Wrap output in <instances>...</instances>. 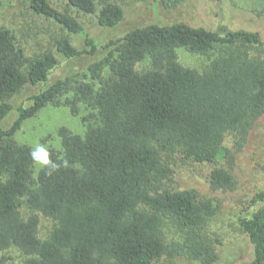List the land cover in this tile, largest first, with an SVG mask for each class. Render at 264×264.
Wrapping results in <instances>:
<instances>
[{
    "label": "trees",
    "instance_id": "16d2710c",
    "mask_svg": "<svg viewBox=\"0 0 264 264\" xmlns=\"http://www.w3.org/2000/svg\"><path fill=\"white\" fill-rule=\"evenodd\" d=\"M27 1L67 36L28 61L15 34L0 27V255L16 248L26 257L23 264H153L166 253L167 219L183 233L176 245L181 252L214 264L202 231L217 207L196 190L179 189L175 168L231 164L227 135L245 142L263 118L264 31L179 21L147 24L98 43L52 0ZM67 4L95 15L102 28L125 20L118 4ZM179 49L205 57L208 67L184 66ZM79 59H89L86 72L53 80L62 60ZM147 60L150 69L139 71ZM37 88L18 104L25 90ZM50 105L67 107L73 116L82 105L88 111L83 135L58 130L62 150L50 148L49 155L62 166L51 175L44 167L35 172L32 148L16 140L25 122ZM210 180L213 191L235 186L225 168H214ZM41 215L55 224L46 239L39 236ZM240 226L253 250L248 264H264V191L251 199Z\"/></svg>",
    "mask_w": 264,
    "mask_h": 264
},
{
    "label": "rangeland",
    "instance_id": "374dc122",
    "mask_svg": "<svg viewBox=\"0 0 264 264\" xmlns=\"http://www.w3.org/2000/svg\"><path fill=\"white\" fill-rule=\"evenodd\" d=\"M105 1L120 5L125 11V20L114 29L100 27L95 15L82 14L72 9L67 0H52V3L73 14L98 43L120 38L129 31L147 24L166 25L179 21L205 26L210 30L225 25L232 30L244 28L250 31H264V0H180L177 5L165 4L161 0H99L98 9ZM0 27L8 28L15 34L28 61L53 51L55 40L67 36L58 24L34 13L27 0H0ZM72 40L82 48L83 44L79 38L72 37ZM178 56L181 64L200 71L206 69L209 64L205 57L194 55L185 49H179ZM88 60H62L52 76L53 80L86 72ZM150 67L151 64L147 60L140 63L137 69L143 72ZM37 91L38 88L25 90L18 104ZM87 114V108L83 105L79 116H73L64 106H47L36 117L25 122L17 133L16 140L31 148L36 144H43L48 149L61 151L58 130L67 127L71 132L83 135L86 130L83 118ZM12 120L13 118L9 119L6 124ZM225 146L234 155L231 164L225 160L219 161L217 165L179 164L175 168L174 179L179 189L196 190L203 197L212 200L217 207L216 214L208 220L202 231L203 240L217 257L214 264H248L253 259V250L240 226V220L251 199L258 192L264 191V116L245 142L238 140L234 134H229ZM41 167L36 164L35 172ZM216 167L225 168L232 174L235 182L233 189L212 190L210 175ZM22 212L25 217L29 215L25 207ZM54 226L52 220L41 215L40 238L46 239ZM163 234L166 253L153 264H205L189 258L178 249L176 245L182 244L183 233L175 222L165 219ZM25 258L18 249L11 248L1 253L0 264H23Z\"/></svg>",
    "mask_w": 264,
    "mask_h": 264
},
{
    "label": "clouds",
    "instance_id": "9594fccd",
    "mask_svg": "<svg viewBox=\"0 0 264 264\" xmlns=\"http://www.w3.org/2000/svg\"><path fill=\"white\" fill-rule=\"evenodd\" d=\"M30 157L35 164L44 167L49 175L58 171L62 166L50 158L49 149L43 144H36L30 151ZM63 166H67V161L63 162Z\"/></svg>",
    "mask_w": 264,
    "mask_h": 264
}]
</instances>
